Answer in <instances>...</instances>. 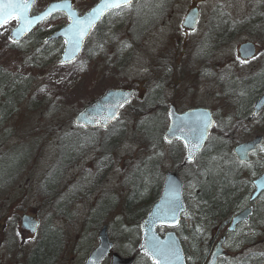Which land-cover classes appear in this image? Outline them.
<instances>
[{
	"label": "rangeland",
	"instance_id": "374dc122",
	"mask_svg": "<svg viewBox=\"0 0 264 264\" xmlns=\"http://www.w3.org/2000/svg\"><path fill=\"white\" fill-rule=\"evenodd\" d=\"M51 1L56 0H36L33 11ZM72 1L80 14L97 2ZM193 1L141 0L111 14L69 66L57 64L59 42L47 45V54L38 53L42 45L32 47L35 35L65 25L63 16L43 24L20 45L9 39L14 20L0 29L1 70L27 89L16 111L0 123V264H22L39 238L51 231L62 240L54 264H82L96 245V224L88 218L104 205L110 210L105 211L101 225L117 233L118 253L128 256L134 251L140 223L118 216L129 192L125 182L151 162H158L163 176L182 159L181 144L164 143L145 133L155 134L160 127L161 134L165 130L167 120L161 108L154 105L140 118L132 114L133 109L144 110L154 96L164 105L173 104L177 112L209 109L217 128L226 135L234 134L231 139L243 142L254 136L260 125L257 118L243 126L247 137L232 132L234 101L224 84L264 73V0H202V19L190 33L180 23ZM210 25L213 33L226 29L224 44H215L208 33ZM243 42L257 49L247 64L236 56ZM114 88L133 89L135 98L112 127L91 132L73 125L78 111ZM242 103L247 105V100ZM252 161L264 162V143ZM190 170L183 165L179 173L190 208L185 216L195 204ZM255 177L253 174L251 179ZM147 193H139V198ZM255 205L264 207V195ZM25 214L38 221V233L33 237L19 228V219ZM249 227L229 240V256L219 264H231L249 239L250 247L244 253L264 254V242L253 245L256 237ZM157 231L163 234L166 229ZM135 264L149 263L139 256Z\"/></svg>",
	"mask_w": 264,
	"mask_h": 264
},
{
	"label": "trees",
	"instance_id": "16d2710c",
	"mask_svg": "<svg viewBox=\"0 0 264 264\" xmlns=\"http://www.w3.org/2000/svg\"><path fill=\"white\" fill-rule=\"evenodd\" d=\"M39 38L37 37V43L40 44L41 39ZM40 53L46 54L47 52L42 49ZM228 82L234 87V97H230L235 103V114L233 115L235 124L233 123V125L238 128V131H243V126L250 120L252 102L264 92V73L244 78L235 85ZM26 92L27 89L21 81L9 78L8 74L4 73L0 67V123L16 111V105L21 103ZM243 100H247V105L244 106ZM154 105L161 108V112L165 115L166 104L157 101L155 96L146 102L144 110L133 109L132 114L136 118L145 116L154 108ZM261 120V124L254 131L255 134L264 135V113L261 115ZM161 132L162 127L157 128L155 134L148 131L145 133L159 141L162 140ZM221 133L223 132L215 128L208 145L203 149L196 162L193 165H188L191 168L190 177L195 186V204L191 213L183 218L178 229L188 264H203L205 262L213 242L218 237L225 235L226 225L232 213L241 204L240 201H243L249 188L244 170L229 153L236 140L229 136L222 137ZM176 156L179 161V153ZM182 166V162L177 163L174 171L179 173ZM53 172L56 174L57 170L53 169ZM125 183L128 185L129 192L123 201V210L119 212L118 216L121 220L128 218L130 222L138 225L160 192L161 173L158 162H151L142 172L129 175ZM146 191H148L147 195L145 194L140 199L139 193ZM187 209L190 210L189 207ZM109 210L110 207L104 205L102 209L98 208L88 218V221L96 224L95 235L101 226L102 216L105 211ZM246 225L250 226L253 238L256 237L253 245L264 242L262 226L264 225V207L260 205L254 207L253 214ZM107 227L110 230V239L117 247V233H113L110 226ZM241 227L238 226V229ZM251 240L249 239L246 244L240 246V251L234 255L231 264H264L263 253H244ZM61 246V236L54 231L47 235L44 234L29 251L22 264H54Z\"/></svg>",
	"mask_w": 264,
	"mask_h": 264
},
{
	"label": "water",
	"instance_id": "95a60500",
	"mask_svg": "<svg viewBox=\"0 0 264 264\" xmlns=\"http://www.w3.org/2000/svg\"><path fill=\"white\" fill-rule=\"evenodd\" d=\"M137 1L133 0L132 4ZM19 3H27V16L32 19V25L29 30L23 31L19 23V17L13 16L8 19H15L17 24L10 31L9 38L14 43L21 42L36 27L43 24L49 18L56 14H64L68 23L51 33L46 42L56 40L62 41V51L58 63L60 65H69L76 61L80 56L83 46L102 18L111 11L120 9L112 8L105 10L87 33L80 38L74 30L75 20L84 19L86 15L100 5L99 0L83 15L71 7V1L60 0L49 3L41 12L30 15L31 8L35 0H17ZM55 5V7H53ZM123 8V7H121ZM187 18V19H186ZM197 10L191 9L184 17L181 26L192 31L197 22ZM6 22V23H7ZM5 23V24H6ZM3 24V26L5 25ZM3 26H0L2 28ZM70 27L73 28L70 31ZM79 40V46L73 42ZM237 54L241 60H248L255 55V47L250 43L241 44L238 47ZM134 96L133 90L110 89L106 91L99 99L84 107L73 118V124L84 130L107 129L119 117L122 109L127 107ZM264 110V94L261 95L253 104L251 117H256ZM168 126L163 133V141L170 143L174 140L180 141L184 146V161L192 163L197 155L202 151L210 132L214 127V120L208 109L196 108L176 113L174 107L169 105L167 108ZM262 142V137H255L251 141L239 144L233 150V155L241 163H249V154L254 152ZM191 156V159H189ZM254 192L250 201L255 200L264 191V172L254 182ZM185 212V203L183 199V184L178 175L174 172H166L163 177L162 187L157 200L152 204L147 215L141 222V240L138 251L146 255L153 264H185V256L180 244V240L174 231L166 232L162 237L156 233V228L161 226L170 230L175 229L180 222L182 214ZM251 214L250 209L236 215L228 228L233 231L236 224L244 222ZM20 228L30 235L37 233L38 223L31 217L24 215L20 220ZM97 245L90 252L83 264H101L106 257H110V264H132L133 258H122L117 254H111L112 243L107 234V227L102 226L97 232ZM224 238L213 247L211 255L206 264H217L218 260L225 257L222 248Z\"/></svg>",
	"mask_w": 264,
	"mask_h": 264
},
{
	"label": "snow or ice",
	"instance_id": "6c2138e0",
	"mask_svg": "<svg viewBox=\"0 0 264 264\" xmlns=\"http://www.w3.org/2000/svg\"><path fill=\"white\" fill-rule=\"evenodd\" d=\"M132 2L133 0H101L100 5H98L96 8H93L84 19L75 20L74 30L76 31L77 35L82 38L93 26L95 20L98 19L105 10L112 8L131 7ZM53 7H55V5ZM27 11V3H19L17 0H0V26H3V24H5L9 18L15 15L19 17V23L21 25L20 30H29L32 25V19L27 16ZM69 30L72 31L73 28L70 27ZM73 42L77 47L79 46V40H75ZM189 159H191V156H189Z\"/></svg>",
	"mask_w": 264,
	"mask_h": 264
},
{
	"label": "flooded vegetation",
	"instance_id": "af4514ba",
	"mask_svg": "<svg viewBox=\"0 0 264 264\" xmlns=\"http://www.w3.org/2000/svg\"><path fill=\"white\" fill-rule=\"evenodd\" d=\"M194 1H196V3H194ZM193 1V3L188 7V9H187V12L190 10V9H192V8H194V7H196L197 9H198V18H199V20H198V23H199V21L202 19V11H201V4L203 3V1L202 0H194ZM71 2H72V6H74V2L71 0ZM122 10H124V9H120V10H118V11H122ZM186 12V13H187ZM186 13H185V15H186ZM184 15V16H185ZM58 16H63L62 14H59ZM198 25V24H197ZM196 28H197V26H196ZM220 28V27H219ZM213 29V26L212 25H210V27H209V31H208V33H212V38H214V39H216V42H215V44H222V43H225V41L227 40V37H226V35H227V31H226V29H224V28H220L219 30L217 29L215 32H218V33H213V32H210L211 30ZM196 30V29H195ZM194 30V31H195ZM193 32V31H192ZM192 32H190V33H192ZM31 36V35H30ZM30 36H28L26 39H29L30 38ZM212 38L211 37H209V39L210 40H212ZM230 38V37H229ZM228 38V39H229ZM32 40L34 41L33 42V44H32V47L34 46V43H35V36L32 38ZM22 43V42H21ZM17 45H20V44H17ZM251 60H247V61H242V60H239V62L241 63V64H247L248 62H250ZM233 156V155H232ZM253 157V156H252ZM234 160H236V159H234ZM237 161V160H236ZM243 170L245 169V168H250L251 169V171H252V174H257V173H259L261 170H262V168H264V162H257V163H254L252 160H251V163L249 164V165H242V164H239L238 162H236ZM248 202V201H247ZM244 206V207H243ZM249 207V205L247 204V203H245L244 202V200H243V204H240L235 210H234V212L232 213L233 214V216L234 215H236V214H238V213H240V212H242L243 210H245L246 208H248ZM251 210H252V212H251V215H250V217H249V219L251 218V216H252V214H253V211H254V209L253 208H251ZM232 216V217H233ZM249 219H248V221H249Z\"/></svg>",
	"mask_w": 264,
	"mask_h": 264
},
{
	"label": "bare ground",
	"instance_id": "6f19581e",
	"mask_svg": "<svg viewBox=\"0 0 264 264\" xmlns=\"http://www.w3.org/2000/svg\"><path fill=\"white\" fill-rule=\"evenodd\" d=\"M241 204H243V201H240Z\"/></svg>",
	"mask_w": 264,
	"mask_h": 264
}]
</instances>
